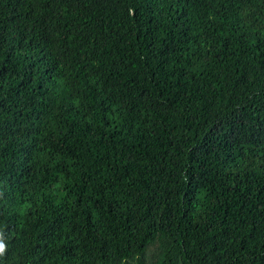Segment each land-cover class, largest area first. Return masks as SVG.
<instances>
[{"label": "trees", "instance_id": "obj_1", "mask_svg": "<svg viewBox=\"0 0 264 264\" xmlns=\"http://www.w3.org/2000/svg\"><path fill=\"white\" fill-rule=\"evenodd\" d=\"M0 264H264V0H0Z\"/></svg>", "mask_w": 264, "mask_h": 264}, {"label": "clouds", "instance_id": "obj_2", "mask_svg": "<svg viewBox=\"0 0 264 264\" xmlns=\"http://www.w3.org/2000/svg\"><path fill=\"white\" fill-rule=\"evenodd\" d=\"M6 251H7V245L4 242L3 233L0 232V257L4 256Z\"/></svg>", "mask_w": 264, "mask_h": 264}]
</instances>
